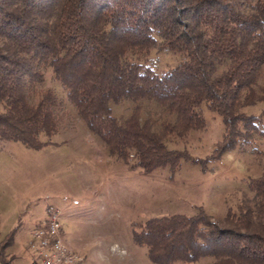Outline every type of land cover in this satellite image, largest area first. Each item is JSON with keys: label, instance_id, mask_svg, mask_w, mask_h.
Wrapping results in <instances>:
<instances>
[{"label": "trees", "instance_id": "1", "mask_svg": "<svg viewBox=\"0 0 264 264\" xmlns=\"http://www.w3.org/2000/svg\"><path fill=\"white\" fill-rule=\"evenodd\" d=\"M152 50L178 54L156 71ZM66 91L87 128L109 155L144 171H174L183 159L218 160L264 136V0H0V140L41 149L59 131L61 102L42 86L44 70ZM129 101L118 120L111 103ZM154 102L174 121H141ZM217 113L223 132L207 159L168 146L205 127L202 107ZM264 114V108L261 112ZM205 167V164L203 165ZM249 201L212 220L196 213L151 217L134 226L135 244L155 264H264V172L248 179ZM17 227L0 240V264Z\"/></svg>", "mask_w": 264, "mask_h": 264}, {"label": "rangeland", "instance_id": "2", "mask_svg": "<svg viewBox=\"0 0 264 264\" xmlns=\"http://www.w3.org/2000/svg\"><path fill=\"white\" fill-rule=\"evenodd\" d=\"M178 58L166 50H152L144 57L156 71L173 67ZM43 73L42 86L51 88L61 102L59 131L50 138L41 136L49 143L38 150L0 140V240L18 226L14 243L6 250L15 257L12 264H31L29 234L49 207L61 211L62 239L86 264H155L146 248L134 243L135 225L151 217L193 215L198 206L218 220L227 209L252 198L247 182L264 172V136L227 150L216 161L207 159L222 136L223 124L203 105L205 127L167 144L185 150L192 159L207 160L182 159L174 171H144L134 165L132 156L128 163L111 157L104 142L78 116L51 69ZM132 106L129 101L111 103L120 121L130 115ZM263 108L257 103L245 111L264 122ZM140 117L156 125L174 121V116L148 101L142 103ZM212 263L211 257H204L176 264Z\"/></svg>", "mask_w": 264, "mask_h": 264}, {"label": "built area", "instance_id": "3", "mask_svg": "<svg viewBox=\"0 0 264 264\" xmlns=\"http://www.w3.org/2000/svg\"><path fill=\"white\" fill-rule=\"evenodd\" d=\"M60 212L49 207L43 220L30 232L31 264H86L78 252L64 243Z\"/></svg>", "mask_w": 264, "mask_h": 264}, {"label": "crops", "instance_id": "4", "mask_svg": "<svg viewBox=\"0 0 264 264\" xmlns=\"http://www.w3.org/2000/svg\"><path fill=\"white\" fill-rule=\"evenodd\" d=\"M43 219H41L40 221H39V223L42 221ZM38 224V223H37ZM29 236H30V234H29ZM26 247V246H25ZM27 248V247H26ZM29 257V256H28Z\"/></svg>", "mask_w": 264, "mask_h": 264}]
</instances>
